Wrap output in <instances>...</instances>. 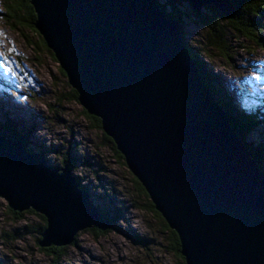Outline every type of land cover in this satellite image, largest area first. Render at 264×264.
I'll return each instance as SVG.
<instances>
[{
	"label": "water",
	"instance_id": "1",
	"mask_svg": "<svg viewBox=\"0 0 264 264\" xmlns=\"http://www.w3.org/2000/svg\"><path fill=\"white\" fill-rule=\"evenodd\" d=\"M186 1L200 16L213 7L235 17L231 0ZM30 2L80 105L178 234L186 264H264V173L203 85L181 22L156 0ZM3 131L0 198L46 218L41 248L111 227L68 167Z\"/></svg>",
	"mask_w": 264,
	"mask_h": 264
},
{
	"label": "rangeland",
	"instance_id": "2",
	"mask_svg": "<svg viewBox=\"0 0 264 264\" xmlns=\"http://www.w3.org/2000/svg\"><path fill=\"white\" fill-rule=\"evenodd\" d=\"M158 2L169 13H182L183 39L197 56L194 59L202 66L200 70L218 77L217 85L230 109L248 117L258 113L259 124L247 142L264 151V47L259 43L264 30L232 23L234 17L227 18L214 8L220 13L217 15L210 9L213 7L202 8L200 16L188 1L174 9L169 0ZM4 3L0 0V54L11 61L12 73L5 75L0 69V123H24L21 129L30 134L26 148L45 154L60 170L68 167L92 197V204L116 223L107 234L88 229L79 232L71 246L41 248L39 235L33 233L40 222L38 213L23 212L24 222L19 223L0 198V264H181L172 248L171 233L150 210L128 167L105 141L103 130L84 115L59 63L40 45L31 28L7 22ZM206 16L208 23L202 21ZM214 27L227 38V44L209 53L206 37ZM256 76L262 78L257 81ZM70 154L76 157V168L63 162ZM26 226L33 227L32 232H26ZM22 232L25 234L20 236ZM53 248H65V258L54 261L48 256Z\"/></svg>",
	"mask_w": 264,
	"mask_h": 264
},
{
	"label": "trees",
	"instance_id": "3",
	"mask_svg": "<svg viewBox=\"0 0 264 264\" xmlns=\"http://www.w3.org/2000/svg\"><path fill=\"white\" fill-rule=\"evenodd\" d=\"M158 1V0H156ZM169 5L174 8L178 7V5H184L186 0H169ZM233 8L235 11V17L232 19V23L234 21H237L239 24L246 28H253V29H258L264 30V0H232ZM5 12L3 13L6 16V20L10 25L12 26H22V25H27L29 28H31L39 37L40 40V45L44 47V49L50 54V56L55 60V56L50 51L43 39V37L40 35V33L37 31L35 28L34 24L37 19V15L35 12L34 7L31 5L30 0H5V3L3 4ZM162 8L166 15L172 19L182 21V13L179 11L176 13H169V10H167L163 5ZM212 12L216 13L217 15L220 14L219 11L215 10L214 8H210ZM1 14V12H0ZM22 14V15H21ZM205 16V15H204ZM203 16V17H204ZM207 16L203 18V22H207ZM203 22H199V24H204ZM239 30V29H238ZM257 32V31H256ZM206 48L207 51L210 53L212 52L211 50H222V45L227 44V38H225L221 32L220 29L218 28H213L212 33L206 37ZM185 39V38H184ZM260 39V38H259ZM186 43V41H184ZM259 43L262 47H264V37H261L259 40ZM186 46L192 55L193 58H197L196 55H194L188 44L186 43ZM214 52V51H213ZM198 62V61H197ZM199 69L202 68V66L199 64L198 65ZM64 75L65 73L61 71ZM200 74L204 80V83L207 85V87L211 90L213 96L217 99L218 104L221 106L227 117L229 118L231 127L233 128V132L237 134L241 140L243 141L244 145L248 148V150L252 153V157L257 161V164L260 168V170L264 173V151H260V149H254L251 147V144L247 142V138L249 136V133L259 124V118H258V113L251 114L249 117L242 115H236L231 109H230V102L228 99L225 98L223 93L220 90V87H218L219 79L218 77L212 76V74H208L204 69L200 70ZM73 97L76 101H78V94L75 90H72ZM84 115L86 116L87 119L93 121L94 125L96 128L102 132V123L101 120L90 116L85 110H84ZM22 124L24 123H15L13 121L7 120L6 123H0V127H2L7 133H3L6 137L12 138V139H20L22 138L24 140V145L25 147L28 146L27 141L30 136L28 130H23L21 128L25 127ZM23 126V127H22ZM18 129H21L22 132H20ZM4 131V132H5ZM103 136L105 138V141L107 142L108 145H110L111 150H113L116 154V158H118L119 162L124 166L127 167V164L125 162V158L122 156V154L118 151L116 145L114 144L113 140L106 136L103 133ZM29 150V148H27ZM30 151V150H29ZM31 152V151H30ZM59 154V153H58ZM76 158V157H75ZM74 157L71 156H66L64 158V163L67 164L68 166L76 168L77 160ZM72 161V162H71ZM72 165H71V164ZM74 163V164H73ZM130 175L133 178V183L135 184L136 188L141 192L143 195L146 196L147 201L149 202V208L152 212L155 213V215L161 220V222L164 224V227L166 230H168L172 237V248L173 250L178 254V256L181 259V264H186L185 258L181 255V243L178 234L173 231L165 219L162 217V215L156 211L154 204L151 202L150 197L148 193L146 192L145 188L142 186V184L138 181L137 178H135L132 173L130 172ZM81 185V184H80ZM79 185V186H80ZM80 189L86 191L83 186H80ZM92 199V197H91ZM98 207V206H97ZM9 212L14 215L15 219L19 223H23L24 220V214L15 212L12 209L8 208ZM99 209V208H98ZM33 212L34 211H30ZM100 215L107 220L112 227L106 230H99V229H92V232L99 231L100 233L107 234L111 232L112 228H114L116 221L113 220V218H110L109 215L105 213V211H101L99 209ZM39 216L40 222L36 225V230H33V233H37L39 235L38 237V243L40 246V242L42 241V234L45 232L47 228V221L46 218L40 214H37ZM23 221V222H21ZM26 232H32L33 227L26 226ZM24 228V230H25ZM18 231V230H17ZM22 231V230H20ZM19 232V231H18ZM25 232L20 233V236L24 235ZM76 241L74 242V244ZM73 244V245H74ZM51 250V249H50ZM49 252V249L47 250ZM54 261L57 260L60 261L61 259H64L66 256V250L65 248H53L50 254H48ZM59 264V263H58Z\"/></svg>",
	"mask_w": 264,
	"mask_h": 264
},
{
	"label": "snow or ice",
	"instance_id": "4",
	"mask_svg": "<svg viewBox=\"0 0 264 264\" xmlns=\"http://www.w3.org/2000/svg\"><path fill=\"white\" fill-rule=\"evenodd\" d=\"M0 60H2V62H0V69L4 70L5 75L12 73L11 61L8 60L7 57H4L3 54H0ZM261 78L262 77L260 76L254 77V79H256L257 81ZM244 79H247V77H245Z\"/></svg>",
	"mask_w": 264,
	"mask_h": 264
},
{
	"label": "bare ground",
	"instance_id": "5",
	"mask_svg": "<svg viewBox=\"0 0 264 264\" xmlns=\"http://www.w3.org/2000/svg\"><path fill=\"white\" fill-rule=\"evenodd\" d=\"M158 2V1H157ZM231 2H232V0H231ZM161 8H160V12H162V14L165 16V17H167V15H166V13L164 12V10H163V8H162V5H160V3L158 2L157 3ZM233 5V4H232ZM208 8V7H207ZM37 20V19H36ZM181 22V21H180ZM183 39V38H182ZM183 41H184V39H183ZM185 43V42H184ZM185 46H186V43H185ZM187 47V46H186ZM188 49V48H187ZM196 61V60H195ZM194 65L196 66V68L198 69L199 67H198V63L197 62H195L194 63ZM199 74V76L200 77H202L201 76V74H200V72L198 73ZM202 80H203V78H202ZM202 83H203V85H206L205 83H204V80L202 81ZM207 86V85H206ZM209 92H210V94L211 95H213L212 94V92H211V90L209 89ZM215 98V97H214ZM215 101L217 102V100L215 99ZM218 103V102H217ZM218 106H219V108H221V106L218 104ZM259 167V166H258ZM260 169V168H259ZM87 193H88V191H86ZM89 194V193H88ZM90 195V194H89ZM112 227V226H111ZM71 246V245H70Z\"/></svg>",
	"mask_w": 264,
	"mask_h": 264
}]
</instances>
